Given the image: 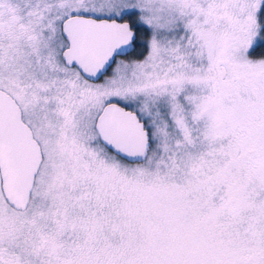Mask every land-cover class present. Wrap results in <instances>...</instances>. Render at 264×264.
Returning a JSON list of instances; mask_svg holds the SVG:
<instances>
[{
    "label": "snow or ice",
    "instance_id": "1",
    "mask_svg": "<svg viewBox=\"0 0 264 264\" xmlns=\"http://www.w3.org/2000/svg\"><path fill=\"white\" fill-rule=\"evenodd\" d=\"M0 264H264V0H0Z\"/></svg>",
    "mask_w": 264,
    "mask_h": 264
}]
</instances>
